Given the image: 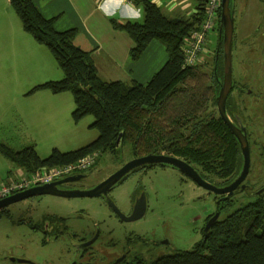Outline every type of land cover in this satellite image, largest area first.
Returning a JSON list of instances; mask_svg holds the SVG:
<instances>
[{
  "label": "rangeland",
  "instance_id": "obj_1",
  "mask_svg": "<svg viewBox=\"0 0 264 264\" xmlns=\"http://www.w3.org/2000/svg\"><path fill=\"white\" fill-rule=\"evenodd\" d=\"M166 1L176 6L173 11L164 8L167 16L184 18L196 13L200 2ZM48 4L51 7L48 15H56L57 19L68 15L65 0L39 3L40 7ZM235 6L233 78L236 87L231 96L241 107L239 116L248 129L251 167L245 180L248 187L237 189L230 200L221 202V220L256 201L259 191L264 189V0H236ZM217 44L218 32L214 29L195 65L202 74L212 75ZM63 77L64 72L49 47L24 30L10 0H0V139L3 143L17 151L36 145L38 154L46 158L54 148L70 151L97 138L98 130L90 126L94 116L74 120L72 113L76 104L71 91L55 94L44 90L40 104L28 97L36 85ZM94 153L96 165L78 173L84 175L78 181L79 188L87 189L104 180L134 158L129 142L118 152ZM11 166L23 169L19 178L29 175L18 164ZM234 174L225 176L212 171L208 178L224 186ZM136 187L145 193L147 210L135 221L114 215L100 196L42 194L8 205L0 210V264H10L11 255L37 264H70L79 256L76 245L80 237L89 235L97 225L101 227L103 242L109 244L106 248L109 256L120 258L128 250L130 258L151 262L178 250L193 249L204 236L208 216L218 212L219 196L170 165L136 171L112 190L115 204L125 214L131 211ZM53 219L63 222L58 240L41 230L43 221Z\"/></svg>",
  "mask_w": 264,
  "mask_h": 264
},
{
  "label": "trees",
  "instance_id": "obj_2",
  "mask_svg": "<svg viewBox=\"0 0 264 264\" xmlns=\"http://www.w3.org/2000/svg\"><path fill=\"white\" fill-rule=\"evenodd\" d=\"M130 1L143 8L144 21H111L115 29L126 31L133 39L131 60L139 59L153 40L162 42L168 52L166 63L146 84L103 80L91 52L74 43L76 28L59 31L55 19L45 17L34 0H10L24 30L49 47L64 72L62 79L36 85L30 93L71 91L76 104L74 120L94 116L90 126L99 135L74 150L54 148L46 158L38 154L36 145L17 151L1 140L0 152L31 173L41 166L69 164L94 152H118L129 142L134 158L164 152L185 159L207 178L212 171L225 176L235 172L225 184L230 182L239 173L243 156L237 138L213 110L224 76L222 44L215 51L212 75L202 74L198 66L183 67L185 41L204 18L207 0L204 4L197 0V12L189 18L169 17L152 0ZM263 192L256 201L223 220L219 218L193 249L178 250L151 262L129 258L122 264H264Z\"/></svg>",
  "mask_w": 264,
  "mask_h": 264
},
{
  "label": "crops",
  "instance_id": "obj_3",
  "mask_svg": "<svg viewBox=\"0 0 264 264\" xmlns=\"http://www.w3.org/2000/svg\"><path fill=\"white\" fill-rule=\"evenodd\" d=\"M34 1L45 17L55 19L57 30L63 31L71 27L78 29L74 43L83 50L91 52L98 74L105 81L135 80L146 84L168 59L165 45L159 40H153L139 59L131 60L133 39L126 31L115 29L111 21L112 19L143 21H141L144 17L143 8L136 6L130 0H65L68 15L60 16L58 19L56 15H48L51 11L50 4L40 7L39 3L42 0ZM152 1L161 7L164 13V8H169L171 11L176 8L175 4L168 5L164 0ZM42 91L44 90L36 91L28 97L35 98L40 104ZM11 162L0 152V182L18 179L19 175L24 173L21 168H13Z\"/></svg>",
  "mask_w": 264,
  "mask_h": 264
},
{
  "label": "water",
  "instance_id": "obj_4",
  "mask_svg": "<svg viewBox=\"0 0 264 264\" xmlns=\"http://www.w3.org/2000/svg\"><path fill=\"white\" fill-rule=\"evenodd\" d=\"M235 0H222V9H221V20H220V34L218 41V49L221 44L223 47L224 54V76L221 81V88L218 92L216 99L218 104V111L221 118L226 122L229 126L235 137L237 138L241 150H242V167L239 173L231 180L228 184L224 186H218L212 181H208L192 164L186 161L183 158L171 155V154H156L150 153L142 156L135 157L125 164L105 180H103L98 185L83 190V189H67L61 187V185L66 183H71L75 181H79L84 178L83 174H75L71 176H67L65 178H61L59 180H55L52 182L35 185L28 189H25L21 192L14 193L12 195L6 196L0 199V210L5 208L6 206L13 204L15 202L21 201L23 199L42 195V194H52L59 195L64 197H76V196H100L101 194H107L108 190L117 186L120 182L124 180L125 177L132 174L135 170L145 167V166H155V165H170L173 166L180 171L184 172L191 178H193L199 185L213 191L218 195H223L222 199H228L232 197L236 190L241 188L245 189L248 185L245 183V180L249 174L251 167V146L250 139L248 134L247 126L241 121L240 116L236 115L237 123L234 122L227 113V98L234 86V78H233V40H234V31H235ZM218 53V52H217ZM217 70V66L215 67ZM123 134L121 133L118 140L117 146H120ZM264 191L261 189L259 193ZM110 205L115 209V212L119 214V216L125 221H135L143 217L147 210V198L142 197L141 200L135 205L131 214L127 215L123 213L120 208L110 202ZM221 212H216L207 222L205 226V233L209 232L212 225L219 219ZM125 258V255L119 258L116 261L118 264Z\"/></svg>",
  "mask_w": 264,
  "mask_h": 264
},
{
  "label": "flooded vegetation",
  "instance_id": "obj_5",
  "mask_svg": "<svg viewBox=\"0 0 264 264\" xmlns=\"http://www.w3.org/2000/svg\"><path fill=\"white\" fill-rule=\"evenodd\" d=\"M236 2V0H235ZM235 11H236V6H235ZM220 20H221V17L219 19V24H218V28H216V32H218V41H219V34H220ZM235 32V31H234ZM218 45V44H217ZM220 80V78H219ZM222 83V82H220ZM218 84L219 85V91H220V88H221V84ZM235 87L236 85L233 86V88L231 89L229 95H228V98H227V102H226V106H227V113L229 115V117L234 121V122H238L237 119H236V115H240V113L242 114V109L239 105H237L236 101L232 98L233 96H231L233 94V91L235 90ZM242 89H244V87H242ZM213 110L216 112V114L218 113V115L220 116L219 114V111H218V104H217V99H216V105H213ZM221 117V116H220ZM164 153V152H163ZM164 154H167V153H164ZM123 166V165H122ZM121 166V167H122ZM157 166V165H156ZM120 167V168H121ZM147 167H153V166H147ZM145 167V168H147ZM119 169V168H118ZM117 169V170H118ZM116 170V171H117ZM141 170V169H140ZM139 171V170H138ZM115 172V171H114ZM113 172V173H114ZM112 173V174H113ZM134 173V172H133ZM184 173V172H183ZM185 174V173H184ZM111 175V174H110ZM109 175V176H110ZM187 175V174H185ZM107 176V177H109ZM188 176V175H187ZM106 177V178H107ZM190 177V176H188ZM205 177V176H204ZM105 178V179H106ZM191 178V177H190ZM208 181H210L209 178L205 177ZM104 179V180H105ZM127 179V178H126ZM125 179V180H126ZM193 179V178H192ZM194 180V179H193ZM103 180L93 184L91 187L89 188H92L96 185H98L99 183H101ZM195 181V180H194ZM123 182V181H122ZM122 182H120L119 184H121ZM196 182V181H195ZM197 183V182H196ZM229 183V182H228ZM226 183V184H228ZM118 184V185H119ZM198 184V183H197ZM225 182H224V185H226ZM79 185L80 183L78 181H75V182H71V183H66V184H63L61 185V187H64V188H67V189H82V188H79ZM199 185V184H198ZM201 186V185H199ZM116 187V186H115ZM115 187L111 188L108 190L107 194H101L100 197L104 199V201L106 202V204L110 207V209L112 210V213L115 215H117L120 219H122L119 214H117V212H115V209L110 205V202L114 203L115 204V200L112 198L111 196V192L113 189H115ZM202 187V186H201ZM87 188V189H89ZM204 188V187H203ZM83 190H86V189H83ZM208 190V189H206ZM210 191V190H208ZM210 192H213V191H210ZM216 194V193H215ZM218 197V201H220V203L222 201H224V199H222V196L223 195H218L216 194ZM94 197V196H93ZM99 197V196H98ZM142 197H146L145 196V193L142 192V189L136 187V189L134 190V193H133V197L131 199V211L127 214H131L135 205L141 200ZM7 207V206H6ZM2 210V209H1ZM215 214V213H214ZM214 214H211V216L207 219V222L209 221V219L214 215ZM220 218V217H219ZM46 221H48L49 223H46ZM63 227V222L62 221H59V220H56V219H53V220H45L43 221V223L41 224V230L47 234V235H50L52 237H54V239L58 240L60 238V231H61V228ZM213 226V225H212ZM65 227V226H64ZM66 228V227H65ZM34 229H36V226L34 227ZM205 230V229H204ZM64 230H62L63 232ZM60 232V233H59ZM102 230H101V227L99 225H97L95 227L94 230L91 231V233L89 235H84V236H81L80 237V240L79 242L77 243L76 245V251L79 252V256L74 258L72 260V262L70 264H116V261L119 259V258H116L115 259V256H109L108 255V252L106 251V248L108 247V242H103V237H102ZM206 234V233H205ZM74 236H76L74 234ZM204 237V236H203ZM168 242V241H166ZM103 243H106L107 245H103ZM103 246H105V249H101V247L103 248ZM130 253L131 251H128L126 250L124 252V254L121 255L124 256L125 255V258L120 261L118 264H122L124 261L128 260L130 258ZM120 257V258H121ZM10 261V262H9ZM9 263L10 264H16V263H24V264H37L36 262H33L31 259H26V258H17V257H14L13 255H11L9 257ZM4 263V262H3ZM7 263V262H5Z\"/></svg>",
  "mask_w": 264,
  "mask_h": 264
},
{
  "label": "built area",
  "instance_id": "obj_6",
  "mask_svg": "<svg viewBox=\"0 0 264 264\" xmlns=\"http://www.w3.org/2000/svg\"><path fill=\"white\" fill-rule=\"evenodd\" d=\"M221 9L222 0H207L204 18L191 31L190 36L185 41L184 68L195 66L198 63L199 52L204 48L208 36L214 29L218 28ZM96 160V153H91L69 164L41 166L36 171L29 173L27 177L0 182V199L35 185L52 182L88 170L94 166Z\"/></svg>",
  "mask_w": 264,
  "mask_h": 264
}]
</instances>
